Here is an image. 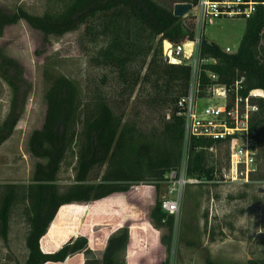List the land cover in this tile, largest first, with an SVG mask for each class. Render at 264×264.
<instances>
[{
	"label": "trees",
	"instance_id": "16d2710c",
	"mask_svg": "<svg viewBox=\"0 0 264 264\" xmlns=\"http://www.w3.org/2000/svg\"><path fill=\"white\" fill-rule=\"evenodd\" d=\"M179 2L194 4L196 0ZM20 20L41 31L45 40L83 25V39L92 51L90 62L114 73L116 92L106 88L105 75L101 83L88 82L83 93L67 75L45 73L50 82L45 91V121L41 128L33 130L29 149L32 155L47 161L36 163L29 184L0 185V235L7 238L12 210L19 202L24 203L30 225L26 238L28 257L18 264H61L75 253H91L85 235L71 236L56 250L44 248L46 234L63 207L93 205L146 186L154 189L155 202L146 220L140 223V228L147 229V245L138 264H171L175 219L162 208L160 181L169 169L179 165L183 155L184 117L178 114L177 101L188 90L191 66L166 62L162 41L167 38L178 43L194 33L187 32L174 8L157 0H47L42 15L23 7L12 13L0 7V37L7 26ZM263 37V5L247 19L236 52H226L204 37L201 56L216 58L217 62L202 64L203 86L210 83L208 73L213 72L222 83L230 84L244 76L247 90L264 89ZM0 58V75L13 91L10 110L0 123L1 145L12 135L31 85L17 59L2 52ZM135 94L150 106L171 107L170 117L151 127H143L136 119H126L124 106ZM257 103L259 110L252 115L250 125L256 132L261 160L264 159V98H259ZM73 144L78 146L75 181L62 188L58 175ZM194 144L188 174L213 179L214 155L205 146L213 145L214 141L196 138ZM223 152L227 157V148ZM104 166L102 174L96 172L91 177L96 168ZM133 224L119 223L122 230L108 239L100 264H125L119 262L118 255L129 243V228ZM152 252L161 256L159 262H145ZM205 261L220 264L210 256ZM246 264H264V259L250 258Z\"/></svg>",
	"mask_w": 264,
	"mask_h": 264
},
{
	"label": "rangeland",
	"instance_id": "374dc122",
	"mask_svg": "<svg viewBox=\"0 0 264 264\" xmlns=\"http://www.w3.org/2000/svg\"><path fill=\"white\" fill-rule=\"evenodd\" d=\"M157 1L174 8L180 0ZM0 7L10 13L23 7L31 13L42 15L46 11L47 0H0ZM246 23L247 19L242 17L218 18L206 26L205 38L222 48H237L245 33ZM84 30L82 25L61 36L50 35L49 40H45L41 31L20 20L7 26L0 37V56L2 52L17 59L23 67L24 78L31 85L26 105L12 135L0 145V185L29 184L36 163L47 161L35 157L29 149L33 130L41 128L45 121V91L50 83L45 73L46 76L67 75L83 93L88 82L101 83L105 75L108 81L106 88L116 92L114 73L90 62L92 51L83 39ZM20 84L25 87L23 83ZM12 96L11 86L0 75V123L10 110ZM124 108L126 119H136L143 127L158 126L171 113V107L160 104L150 106L143 99L136 98V94ZM224 149V146H216L211 152L218 173L217 180L189 184L185 189L179 220L174 226L171 264H206L208 256L220 264H246L250 258L264 259V159L260 161L261 170L255 182L247 185L226 182L222 179L227 165ZM77 152L78 146L73 144L61 165L58 183L62 188L75 181ZM104 170L105 166L96 168L91 177H95L96 172L102 174ZM153 191V188L143 186L93 205L69 207L73 208L72 211L63 207L46 234L44 248L58 246L70 234L74 238L85 235L91 253H75L69 264H100L108 239L121 232L119 223L127 221L134 223L129 228L130 242L118 258L120 263L137 264L134 249L144 241L137 230L155 202ZM165 192L166 185L162 184L161 198ZM81 210H84V214L79 218L78 212ZM29 226L26 205L19 202L11 213L7 238L0 235V264L26 261ZM132 232H136L133 237ZM145 260L147 263L159 262L161 256L152 252Z\"/></svg>",
	"mask_w": 264,
	"mask_h": 264
},
{
	"label": "built area",
	"instance_id": "2783aa9c",
	"mask_svg": "<svg viewBox=\"0 0 264 264\" xmlns=\"http://www.w3.org/2000/svg\"><path fill=\"white\" fill-rule=\"evenodd\" d=\"M259 5L264 6V0H196L191 9L181 16L184 28L194 35L191 37L187 34L185 40L178 43L167 38L162 41L166 62L191 66L188 90L177 101L178 114L184 117L183 155L179 165L169 169L160 181L166 185L162 208L167 216H174L175 222L179 220L186 187L189 184L214 182L218 178V173L213 179L188 174L191 151L195 148L194 139L213 140V145L205 146L210 152L216 146L227 148L223 181L250 184L256 181L261 170L260 145L250 121L252 114L259 110L256 100L264 98V89L247 90L244 76L230 84L222 83L213 72L208 73L210 83L203 86L202 64L216 63L217 59L200 54L208 24L222 17L249 19ZM239 46H226L224 50L236 52Z\"/></svg>",
	"mask_w": 264,
	"mask_h": 264
},
{
	"label": "crops",
	"instance_id": "0c3cea01",
	"mask_svg": "<svg viewBox=\"0 0 264 264\" xmlns=\"http://www.w3.org/2000/svg\"><path fill=\"white\" fill-rule=\"evenodd\" d=\"M66 206H67V205H66ZM72 206H77V204L68 205V207H72ZM79 206H80V205H78V207H79ZM85 206H86V205H85ZM69 209H71V211L73 210V208H69ZM78 213H79V214H78V217L80 218L81 215L84 214V210H81V211L78 212ZM143 230H144V231H143ZM137 232H138V234H139L140 236L144 237V241H143V243L138 244V246L134 249V250H135V254L137 255V264H138V260H139L141 254L143 253V251L145 250L146 245H147V229H146L145 226H143L142 228H138ZM140 233H141V234H140ZM135 234H136V232H132V233H131V237H133ZM71 236H73V234H70L69 237H68V239H70ZM68 239H67V240H64V241H63L62 243H60L58 246H55V247H49V248H47L46 250H51V251H52V250H56V249L59 248L63 243H65L66 241H68ZM129 242H130V241H129ZM70 260H71V256L68 257V258H67L64 262H62L61 264H69Z\"/></svg>",
	"mask_w": 264,
	"mask_h": 264
},
{
	"label": "water",
	"instance_id": "95a60500",
	"mask_svg": "<svg viewBox=\"0 0 264 264\" xmlns=\"http://www.w3.org/2000/svg\"><path fill=\"white\" fill-rule=\"evenodd\" d=\"M192 7V4L189 2H177L174 6V14L177 16H183L186 14Z\"/></svg>",
	"mask_w": 264,
	"mask_h": 264
},
{
	"label": "bare ground",
	"instance_id": "6f19581e",
	"mask_svg": "<svg viewBox=\"0 0 264 264\" xmlns=\"http://www.w3.org/2000/svg\"><path fill=\"white\" fill-rule=\"evenodd\" d=\"M188 45H190V44H188Z\"/></svg>",
	"mask_w": 264,
	"mask_h": 264
}]
</instances>
